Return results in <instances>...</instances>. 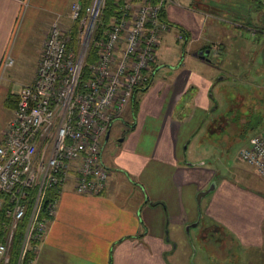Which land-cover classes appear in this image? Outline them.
Listing matches in <instances>:
<instances>
[{"label":"crops","instance_id":"0c3cea01","mask_svg":"<svg viewBox=\"0 0 264 264\" xmlns=\"http://www.w3.org/2000/svg\"><path fill=\"white\" fill-rule=\"evenodd\" d=\"M76 1L0 0V143L21 88L34 79L50 23L59 18L68 24V12ZM201 1L179 0L163 11L167 21L187 32L186 41L199 43L195 51L199 63L192 67L163 63L153 68L150 85L135 94L136 109L131 100L102 140L101 158L109 172L106 188L97 195L78 194L68 180L60 188L56 215L30 264H180L177 244L171 242L177 241L178 229L198 219L199 225L203 216L207 228L221 233L219 250L237 259L236 244L243 250L261 248L264 264V197L251 208L249 199H256L255 194L235 182H219L216 170L183 155L192 144L202 146L201 130L221 132L219 116L209 113L217 108L214 91L223 78L219 73L226 48L203 36L195 16L207 15ZM205 50L208 55L201 57ZM8 56L13 63L4 67ZM14 63L27 77H17ZM164 67L169 72L163 75ZM212 182L214 192L202 213V198L209 193L199 202L194 196ZM198 237L204 241L207 234L198 228ZM225 238L229 243L223 244ZM246 256L252 264L254 253L252 258Z\"/></svg>","mask_w":264,"mask_h":264},{"label":"built area","instance_id":"2783aa9c","mask_svg":"<svg viewBox=\"0 0 264 264\" xmlns=\"http://www.w3.org/2000/svg\"><path fill=\"white\" fill-rule=\"evenodd\" d=\"M114 1L115 11L105 24L101 21L105 0L74 2L68 24L54 19L34 79L18 94L0 143V208L4 197L11 206L6 210L7 235L0 241L2 264H8L13 232L25 215L29 191L35 194L17 264L31 242L45 236L56 215L60 188L68 180L78 194H101L107 186L102 140L134 91L151 81L157 49L169 27L162 13L166 5L179 4V0ZM91 54L95 58L89 61ZM12 63L8 56L4 67ZM240 158L264 179V127L240 150ZM49 189L54 196L40 217Z\"/></svg>","mask_w":264,"mask_h":264},{"label":"rangeland","instance_id":"374dc122","mask_svg":"<svg viewBox=\"0 0 264 264\" xmlns=\"http://www.w3.org/2000/svg\"><path fill=\"white\" fill-rule=\"evenodd\" d=\"M180 2L183 3V0ZM201 2V7L204 8L202 11H205L207 15L199 13L195 16L203 29V36L211 41L215 39L213 43L226 48L222 52L223 62L220 64L223 73H219V76L223 78L217 86V92L214 91L217 97V108L209 113L211 117L223 116L224 121H222L221 132L206 134L204 130H201L198 138H203L202 146L198 148L192 144L187 152H183V155L189 160L204 161L207 167L216 170L215 179L219 182L222 179L232 181L244 190L255 194L256 199H249V205L251 208L253 205L257 207L258 198L264 197V179L257 175L256 169L252 165L240 158V150L248 144L254 134L260 132L264 127L263 0H202ZM217 16L234 20L238 24L217 20ZM177 26L179 25L171 22L168 30L164 33L165 36L161 39L157 49L158 60L156 59L154 68L163 63L175 64L173 66L181 64L187 67L196 66L199 63L195 52L199 43L186 41L185 33ZM216 60H220V58L217 57ZM17 67V63L12 67L16 68L17 77H27V73L18 72ZM168 72L165 67L161 70L163 75ZM114 133L113 129L111 136ZM192 148H196L193 154L191 153ZM106 152L107 150L104 154ZM213 192L214 190L210 191L202 198L200 205L202 213ZM197 193L194 196L195 200ZM254 200L256 203H252ZM226 208L230 212L233 211L231 207L226 206ZM206 225H209V222L203 216L197 227H190L188 231H186V227L178 229L177 241L171 242V244H177L178 263L248 264V257L245 255L250 256V253H254L255 258L253 257L252 264H261V248L243 250L236 244L234 252L240 257L233 259L227 255V251L222 252L218 249L220 242L216 238L221 237V233H209L206 240L200 239L198 228L206 227ZM167 233L169 239L173 238L168 228ZM226 242L229 243V240L225 238L223 244ZM250 257L252 258V256Z\"/></svg>","mask_w":264,"mask_h":264},{"label":"trees","instance_id":"16d2710c","mask_svg":"<svg viewBox=\"0 0 264 264\" xmlns=\"http://www.w3.org/2000/svg\"><path fill=\"white\" fill-rule=\"evenodd\" d=\"M83 5H87L91 0H81ZM264 5V4H263ZM115 1L114 0H105V6L102 11V16H101V21L102 24L108 23L110 17L112 16L113 12L115 11ZM162 16L164 18V12L162 13ZM169 25H171L170 21H167ZM76 25L74 26V28ZM183 33H185V38H187V32L181 28L180 26H177ZM75 32V29H74ZM95 58L94 55H90L88 60L91 61ZM150 85V82L143 88L136 89L133 93L132 96V101L131 104L136 109L137 101L138 99L135 97L136 92L138 91H143L146 90L147 87ZM34 194L35 191H29L27 198H26V212L24 217L20 220V222L17 224V227L15 228L13 232V237H12V242L9 250V262L8 264H17L18 263V254L22 242V238L24 235V231L26 228V225L28 223L29 215H30V208L33 203L34 199ZM52 196H54V191L53 190H47L44 194V198L42 199L41 202V207H40V217L45 216V211H46V205L47 203L51 200ZM11 207L10 204L8 203L7 197H4V203L2 207L0 208V241H4L7 235V225L9 223V218L6 217V210ZM38 244V241L34 240L31 242V247L26 251L25 257L23 258L22 262L19 264H30V261L34 259L35 256V248Z\"/></svg>","mask_w":264,"mask_h":264},{"label":"water","instance_id":"95a60500","mask_svg":"<svg viewBox=\"0 0 264 264\" xmlns=\"http://www.w3.org/2000/svg\"><path fill=\"white\" fill-rule=\"evenodd\" d=\"M208 50H205L204 52H200V56L201 57H205V56H207L208 55ZM107 136H106V138L108 137V131H107ZM106 141V140H105ZM215 188V183L214 182H212L209 186H208V188L206 189V190H202V191H199L198 193H197V201L199 202L200 201V199H201V197L203 196V195H206V194H208L210 191H212L213 189ZM198 222H199V219L195 222V223H193V224H191L190 226H196L197 224H198ZM190 226H186V231H188L189 230V228H190Z\"/></svg>","mask_w":264,"mask_h":264},{"label":"flooded vegetation","instance_id":"af4514ba","mask_svg":"<svg viewBox=\"0 0 264 264\" xmlns=\"http://www.w3.org/2000/svg\"><path fill=\"white\" fill-rule=\"evenodd\" d=\"M217 120L219 121V122H217V123H218V128H219V129H220V128L222 129V127H221V125H220V121H224V117H223V116H219V117L217 118ZM222 125H223V123H222ZM201 229H202L203 232H205V234H207V235H208L209 233H211V234H212V233H215V234L217 233V232H215V228H213V227H212V228H210V227H208V228H207V227H202ZM217 239H218V240H217ZM216 240H217V241H220L221 238L218 237V238H216Z\"/></svg>","mask_w":264,"mask_h":264}]
</instances>
